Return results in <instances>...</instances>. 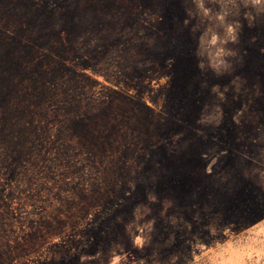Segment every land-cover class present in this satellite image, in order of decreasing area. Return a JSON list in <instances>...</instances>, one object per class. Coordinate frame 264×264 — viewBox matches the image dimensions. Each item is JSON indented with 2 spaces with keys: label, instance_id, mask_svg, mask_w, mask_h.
Wrapping results in <instances>:
<instances>
[{
  "label": "rangeland",
  "instance_id": "rangeland-1",
  "mask_svg": "<svg viewBox=\"0 0 264 264\" xmlns=\"http://www.w3.org/2000/svg\"><path fill=\"white\" fill-rule=\"evenodd\" d=\"M60 59L81 162L0 175V264H264V0H0V73Z\"/></svg>",
  "mask_w": 264,
  "mask_h": 264
},
{
  "label": "trees",
  "instance_id": "trees-1",
  "mask_svg": "<svg viewBox=\"0 0 264 264\" xmlns=\"http://www.w3.org/2000/svg\"><path fill=\"white\" fill-rule=\"evenodd\" d=\"M51 45L52 42L46 48ZM64 62L63 59L54 64L47 61L50 72L45 76L42 62L36 63L33 68H15V73H10L8 76L0 73V175L4 174L7 177L14 162L16 171L20 173L21 182L26 177L24 174L31 172L32 181L29 184L25 181L23 190L39 191L38 183L49 177L50 180L54 179L61 165H66L64 169L73 165L78 168L77 165L81 162L80 158H72L71 148L64 143L55 145L63 134L60 124L44 125L43 122L35 120L34 109L45 103L49 92L44 87V79L48 78L50 83L62 80L66 70ZM76 77L78 76L73 78L71 75L62 80L61 86L66 92L73 86L82 87V84H77ZM70 93L71 102L74 104L80 91L73 90ZM74 160L77 162L74 163ZM84 174L85 172H82L79 177ZM83 184L88 183L84 181Z\"/></svg>",
  "mask_w": 264,
  "mask_h": 264
}]
</instances>
